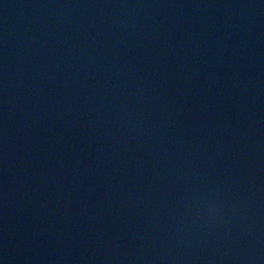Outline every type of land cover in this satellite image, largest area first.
<instances>
[{"label": "water", "instance_id": "95a60500", "mask_svg": "<svg viewBox=\"0 0 264 264\" xmlns=\"http://www.w3.org/2000/svg\"><path fill=\"white\" fill-rule=\"evenodd\" d=\"M0 264H264V0H0Z\"/></svg>", "mask_w": 264, "mask_h": 264}]
</instances>
